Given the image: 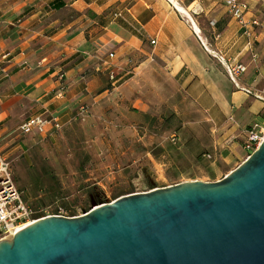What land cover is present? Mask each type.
I'll list each match as a JSON object with an SVG mask.
<instances>
[{
    "label": "crops",
    "instance_id": "crops-1",
    "mask_svg": "<svg viewBox=\"0 0 264 264\" xmlns=\"http://www.w3.org/2000/svg\"><path fill=\"white\" fill-rule=\"evenodd\" d=\"M249 3V15L264 20V0ZM255 48L253 58L224 0H0V138L51 135V125L29 134L20 126L35 115L73 122L81 104L114 91V71L154 97L174 86L228 148L239 146L255 123L264 126V101L242 90H264L262 34ZM220 55L247 66L239 87Z\"/></svg>",
    "mask_w": 264,
    "mask_h": 264
},
{
    "label": "rangeland",
    "instance_id": "rangeland-1",
    "mask_svg": "<svg viewBox=\"0 0 264 264\" xmlns=\"http://www.w3.org/2000/svg\"><path fill=\"white\" fill-rule=\"evenodd\" d=\"M130 77L91 99L82 118L62 122L51 135L0 138L14 180L32 207H63L69 216L81 215L124 194L222 179L253 152L243 148L248 135L228 148V139L174 86L154 97L133 90Z\"/></svg>",
    "mask_w": 264,
    "mask_h": 264
},
{
    "label": "water",
    "instance_id": "water-1",
    "mask_svg": "<svg viewBox=\"0 0 264 264\" xmlns=\"http://www.w3.org/2000/svg\"><path fill=\"white\" fill-rule=\"evenodd\" d=\"M0 264H264V140L222 179L39 218L0 240Z\"/></svg>",
    "mask_w": 264,
    "mask_h": 264
},
{
    "label": "built area",
    "instance_id": "built-area-1",
    "mask_svg": "<svg viewBox=\"0 0 264 264\" xmlns=\"http://www.w3.org/2000/svg\"><path fill=\"white\" fill-rule=\"evenodd\" d=\"M225 6L229 12L237 20L240 25L241 33L245 37V43L252 57H257L256 42L261 34L264 36V20L255 15H249L251 12L249 0H224ZM259 29V30H258ZM153 44L156 40H151ZM9 55H3L2 59H6ZM113 57V54L110 55ZM219 61L225 67L230 79L239 87V77L247 71V66L234 58H227L224 55L218 56ZM64 75L61 74V80ZM112 84L118 83V75L114 71L109 74ZM247 94L253 95L264 101V90L254 91L251 88L242 87ZM66 91V84L62 85L57 95L63 96ZM88 112V105L81 104L73 120L82 118ZM51 125L54 131L60 130L62 124L55 116L35 115L27 119L20 126V131L29 134L35 130L40 133L46 132V127ZM264 140V127L255 123L248 133L247 139L244 141L243 148L247 151H254ZM208 158H212V154H206ZM62 215L69 216L63 207L52 210L49 207L34 208L24 198L22 191L18 188L12 173V163L9 158L0 150V240L12 238L15 233L36 221L39 218Z\"/></svg>",
    "mask_w": 264,
    "mask_h": 264
},
{
    "label": "trees",
    "instance_id": "trees-1",
    "mask_svg": "<svg viewBox=\"0 0 264 264\" xmlns=\"http://www.w3.org/2000/svg\"><path fill=\"white\" fill-rule=\"evenodd\" d=\"M263 116H264V113H263ZM252 152H250L249 154H248V156L251 154ZM70 215H75V214H70Z\"/></svg>",
    "mask_w": 264,
    "mask_h": 264
},
{
    "label": "bare ground",
    "instance_id": "bare-ground-1",
    "mask_svg": "<svg viewBox=\"0 0 264 264\" xmlns=\"http://www.w3.org/2000/svg\"><path fill=\"white\" fill-rule=\"evenodd\" d=\"M97 206H98V204L94 205V207H97Z\"/></svg>",
    "mask_w": 264,
    "mask_h": 264
}]
</instances>
